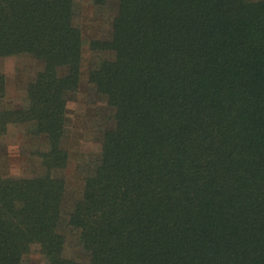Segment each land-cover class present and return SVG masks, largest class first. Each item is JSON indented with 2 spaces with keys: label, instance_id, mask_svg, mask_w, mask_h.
Instances as JSON below:
<instances>
[{
  "label": "trees",
  "instance_id": "1",
  "mask_svg": "<svg viewBox=\"0 0 264 264\" xmlns=\"http://www.w3.org/2000/svg\"><path fill=\"white\" fill-rule=\"evenodd\" d=\"M116 14L90 82L114 109L67 212L88 261L66 256L67 109L81 82L78 0H0V59L43 68L1 139L27 123L44 171L0 167V264H264V0H91ZM7 95L0 73V100ZM80 169V167H79ZM85 172V166L81 171Z\"/></svg>",
  "mask_w": 264,
  "mask_h": 264
},
{
  "label": "rangeland",
  "instance_id": "2",
  "mask_svg": "<svg viewBox=\"0 0 264 264\" xmlns=\"http://www.w3.org/2000/svg\"><path fill=\"white\" fill-rule=\"evenodd\" d=\"M78 1L82 10L76 17L75 24L83 32L84 60L79 91L67 109L63 147L69 151L70 163L67 170L58 172V175L65 178L67 182L63 227V232L67 236L66 256L79 261H88L89 254L80 247L77 233L68 226L66 219L67 212L82 195L86 163L101 153L103 134L106 129L114 127L112 118L114 109L107 104L103 96L98 94L96 85L89 79L90 63L102 56L99 53L92 54L89 45L94 39L111 38L116 4L112 2L110 7L103 11L95 7L91 0ZM42 68L43 64L30 56L1 58L0 73L6 78L7 95L0 100V109L24 107L28 84ZM41 147V142L36 141L30 134L27 123L10 124L7 134L1 139L0 167L4 176L32 178L42 173L44 171L42 160L36 154ZM83 166H85V172L81 171ZM24 264H47V262L35 248Z\"/></svg>",
  "mask_w": 264,
  "mask_h": 264
}]
</instances>
